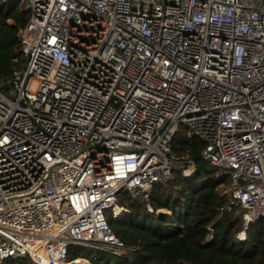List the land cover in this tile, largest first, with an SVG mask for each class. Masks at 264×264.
Wrapping results in <instances>:
<instances>
[{
	"label": "built area",
	"instance_id": "built-area-1",
	"mask_svg": "<svg viewBox=\"0 0 264 264\" xmlns=\"http://www.w3.org/2000/svg\"><path fill=\"white\" fill-rule=\"evenodd\" d=\"M21 1L26 63L0 87V264L121 248L119 193L147 202L194 174L172 152L181 129L227 181L216 212L239 210L244 241L264 220V0Z\"/></svg>",
	"mask_w": 264,
	"mask_h": 264
},
{
	"label": "trees",
	"instance_id": "trees-1",
	"mask_svg": "<svg viewBox=\"0 0 264 264\" xmlns=\"http://www.w3.org/2000/svg\"><path fill=\"white\" fill-rule=\"evenodd\" d=\"M10 1L0 0V87L26 63L18 33L27 25L30 12L13 7ZM204 146L181 129L172 152L184 167L192 165L194 174L188 177L181 168L175 169L170 181L154 187L147 202L119 193L126 217L118 220L108 212L106 219L122 247L95 251L75 246L69 258L84 257L91 264H264V220L250 224L245 240L236 241L242 231L240 212L217 214L227 181L214 179L215 170L201 157ZM159 211L171 213L177 223L159 220ZM3 264L32 262L25 257Z\"/></svg>",
	"mask_w": 264,
	"mask_h": 264
},
{
	"label": "water",
	"instance_id": "water-1",
	"mask_svg": "<svg viewBox=\"0 0 264 264\" xmlns=\"http://www.w3.org/2000/svg\"><path fill=\"white\" fill-rule=\"evenodd\" d=\"M157 217H158L159 220H170V221H173V218H172L171 215H170V217H168L167 214L162 212V211H159L157 213Z\"/></svg>",
	"mask_w": 264,
	"mask_h": 264
},
{
	"label": "rangeland",
	"instance_id": "rangeland-1",
	"mask_svg": "<svg viewBox=\"0 0 264 264\" xmlns=\"http://www.w3.org/2000/svg\"><path fill=\"white\" fill-rule=\"evenodd\" d=\"M19 5H20V6H24V5H26V2H25L24 0H22V1L20 2V4H19ZM35 89H36V83H35V82H33V83L31 84V90H33V91H34ZM162 212H164V213H166V214H169V216L167 215L168 217H170V215H171V213H169V212H168V213H167V212H165V211H162ZM172 223H174V224H175V223H177V221H176V220H175V221L173 220V221H172Z\"/></svg>",
	"mask_w": 264,
	"mask_h": 264
},
{
	"label": "bare ground",
	"instance_id": "bare-ground-1",
	"mask_svg": "<svg viewBox=\"0 0 264 264\" xmlns=\"http://www.w3.org/2000/svg\"><path fill=\"white\" fill-rule=\"evenodd\" d=\"M169 216V214H167Z\"/></svg>",
	"mask_w": 264,
	"mask_h": 264
}]
</instances>
